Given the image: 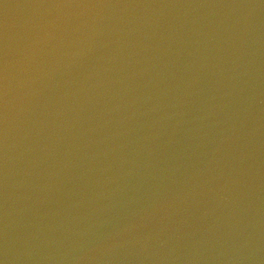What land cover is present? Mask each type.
Returning <instances> with one entry per match:
<instances>
[{
  "label": "clouds",
  "instance_id": "clouds-1",
  "mask_svg": "<svg viewBox=\"0 0 264 264\" xmlns=\"http://www.w3.org/2000/svg\"><path fill=\"white\" fill-rule=\"evenodd\" d=\"M0 264H264V0H0Z\"/></svg>",
  "mask_w": 264,
  "mask_h": 264
}]
</instances>
